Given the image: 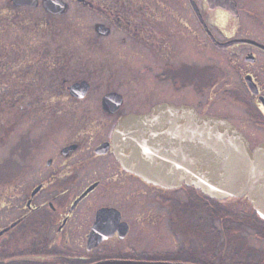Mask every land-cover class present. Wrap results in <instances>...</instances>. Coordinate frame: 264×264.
I'll return each instance as SVG.
<instances>
[{"label":"flooded vegetation","instance_id":"flooded-vegetation-1","mask_svg":"<svg viewBox=\"0 0 264 264\" xmlns=\"http://www.w3.org/2000/svg\"><path fill=\"white\" fill-rule=\"evenodd\" d=\"M215 1H9L13 52L24 43L25 83L35 90L26 113L32 135L21 136L26 157L42 147L49 155L13 163L12 195L4 206L0 197V264H264V249L247 247L235 215L223 209L251 216L226 204L245 196L149 182L114 154L115 124L160 103L225 118L251 148L264 142V0ZM196 38L219 53L215 61L181 58ZM154 63L168 97L145 83ZM21 81L15 76L16 89ZM75 83L86 91L72 94ZM107 94L116 100L105 105ZM5 207L12 217H1ZM253 227L264 238V221Z\"/></svg>","mask_w":264,"mask_h":264},{"label":"water","instance_id":"water-1","mask_svg":"<svg viewBox=\"0 0 264 264\" xmlns=\"http://www.w3.org/2000/svg\"><path fill=\"white\" fill-rule=\"evenodd\" d=\"M69 89L83 94L86 86L75 83ZM110 99L116 96L107 94L104 104ZM112 135L117 159L145 180L165 187L185 183L214 198L246 196L264 219V142L251 148L227 119L199 114L189 105L160 103L150 113L123 117ZM100 264L184 263L109 260Z\"/></svg>","mask_w":264,"mask_h":264},{"label":"rangeland","instance_id":"rangeland-1","mask_svg":"<svg viewBox=\"0 0 264 264\" xmlns=\"http://www.w3.org/2000/svg\"><path fill=\"white\" fill-rule=\"evenodd\" d=\"M9 1V0H8ZM8 2H6L5 0H0V4H6ZM11 4L12 3H8ZM8 7V6H7ZM10 9V8H9ZM195 29H197V27H195ZM202 50H208L209 53H202ZM187 51L189 53L185 54L183 53L181 55L182 59H188L191 61H201L203 56H205L210 62L215 61L218 56L219 53H216L213 51V49L210 47H206L204 42L198 38L193 39L191 42H188V48ZM159 71V65L154 63V64H150V66L147 64L146 65V74L147 77L145 79V83L149 86H153L156 85V89L160 92V94H162V96H169L170 92L172 91V89H167L168 85L167 84H161L158 83V79L156 78V74ZM1 92V89H0ZM196 92H194V96H195ZM220 93L216 94L213 98H220ZM18 99H20L18 97ZM222 102H228L227 100H224ZM25 101H20L19 103H15L13 104V108L16 110H19L21 113L25 114L26 110L24 111V109H21L20 106H16V104H23L22 106L25 105ZM234 108V106H233ZM24 112H23V111ZM1 112V110H0ZM0 197L2 198V206L6 205L8 203V197L6 195H12L11 191H10V186L13 184V163L14 162H18V161H42L45 160L47 158V156L49 154H45L43 155V147L39 150H32L33 153L30 154L32 158V160H28V157L24 156L21 157L20 155V144L24 143V137H21L23 135H25L27 132L32 135V133L29 132L28 129V125L30 124L29 121H20L18 123H16L15 125H13V113H7L3 111L0 113ZM11 124V125H10ZM9 125V128L6 129V126ZM42 130L41 127H34L32 128V132H40ZM64 134H61V136ZM55 137V136H54ZM16 146V149L13 152V148ZM16 151V152H15ZM6 158V161L4 160ZM7 198V199H5ZM13 199L10 197L9 201H12ZM227 205H231V206H237V207H241V209L243 210H251L250 204L248 203V201L245 198H237V199H228L226 201ZM210 209L213 208V204L211 203ZM222 208V207H220ZM229 207L225 206V209H228ZM8 209H10V211L8 212ZM12 211H13V207L12 208H3V211L1 213V217L6 216V214L8 215V217H12ZM234 220L236 221V225H238L239 227H241V233H237L240 234L243 239L246 242V246L250 247V245L257 247V248H261L264 249V238L260 237V234H258V236H256V232L253 231V226H256V224H254V222H246V221H242L241 218H239V213L234 214ZM244 224V225H243ZM245 225H249L247 227H242ZM243 239L238 238L237 241L240 242L241 245H243ZM227 251H230L232 248H229L228 246H226ZM248 250V249H245ZM239 258L242 257L241 254L238 256Z\"/></svg>","mask_w":264,"mask_h":264},{"label":"trees","instance_id":"trees-1","mask_svg":"<svg viewBox=\"0 0 264 264\" xmlns=\"http://www.w3.org/2000/svg\"><path fill=\"white\" fill-rule=\"evenodd\" d=\"M5 1L9 3L8 0ZM8 3L0 4V110L2 114L3 111L11 114L13 113V125H15L20 121H28V118L26 117V113L30 108L28 104V97L32 92H35V90L25 83L26 78H24V74H26V67L29 65L27 62V59L29 60V53L22 52L25 49L24 43L20 44L21 51L19 53L13 52L14 49H17V47L14 48L15 40L13 37V5ZM63 47L65 50H67L73 48L74 46L72 43H70L64 45ZM74 54L76 55L77 53ZM15 76L18 77V80H22L19 83L20 85L18 84L17 89L15 88ZM18 97L20 99H18ZM20 101H25V105L22 106L23 104H16V106H20L21 109H24V111L26 110L25 114L13 108L14 102L19 103ZM8 128L9 125L6 126V129ZM25 143L26 139H24V144H20L21 157L26 156L28 151H31V149H28L30 145L27 146ZM31 145L35 146L34 143ZM32 148L34 149V147ZM15 149L16 146L13 148V152ZM4 160L6 161V158ZM223 209H225V206ZM225 210H230L233 212V214H236V212H234V210L230 207ZM251 211V216L246 214L244 211L237 213H239V218H241L242 221L244 220L249 223L254 222L256 225H258L260 221H264L257 215L253 208H251Z\"/></svg>","mask_w":264,"mask_h":264}]
</instances>
